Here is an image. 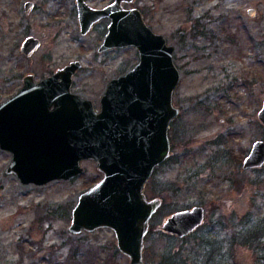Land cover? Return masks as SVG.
<instances>
[{
  "label": "rangeland",
  "instance_id": "obj_1",
  "mask_svg": "<svg viewBox=\"0 0 264 264\" xmlns=\"http://www.w3.org/2000/svg\"><path fill=\"white\" fill-rule=\"evenodd\" d=\"M27 1L0 0V102L22 87L25 75L40 80L79 60L72 90L99 110L110 80L139 61L137 49L101 52L107 21L82 34L76 0H31L29 13ZM88 1L101 7L112 0ZM124 5L138 7L147 24L174 45L181 73L173 93L180 113L170 123L171 153L144 190L148 199H162L145 237L144 260L264 264V231L243 243L247 232L264 229V165L243 168L253 143L264 139L258 116L264 102V0ZM197 30L202 34L194 35ZM28 36L41 41L30 56L21 50ZM11 160L12 153L0 148V264H91L82 261L92 249L102 251L97 264H130L111 228L76 234L69 229L80 194L103 177L95 160H83L84 172L73 179L44 185L23 183L8 172ZM195 205L205 208L200 227L184 237L163 230L174 212Z\"/></svg>",
  "mask_w": 264,
  "mask_h": 264
},
{
  "label": "water",
  "instance_id": "obj_2",
  "mask_svg": "<svg viewBox=\"0 0 264 264\" xmlns=\"http://www.w3.org/2000/svg\"><path fill=\"white\" fill-rule=\"evenodd\" d=\"M132 1L114 0L98 8L77 0L82 34L102 18L111 20L100 51L134 46L139 53L134 67L110 80L101 108L72 90L73 75L82 66L79 60L40 80L27 74L22 87L0 102V148L12 153L7 171L26 184L73 179L84 172L83 160H95L103 177L80 194L70 231L111 228L130 264H156L146 262L143 252L162 199H148L144 185L171 153L169 127L180 113L173 93L181 73L174 61V45L147 24L138 7L122 5ZM34 6L27 1L25 11ZM248 13L255 16L256 9ZM40 45V39L28 36L21 50L30 56ZM258 116L264 124V102ZM263 165L264 139H258L243 168ZM204 218L205 208L195 205L174 212L162 228L184 237Z\"/></svg>",
  "mask_w": 264,
  "mask_h": 264
},
{
  "label": "trees",
  "instance_id": "obj_3",
  "mask_svg": "<svg viewBox=\"0 0 264 264\" xmlns=\"http://www.w3.org/2000/svg\"><path fill=\"white\" fill-rule=\"evenodd\" d=\"M201 34H202V32L199 31V30H197L194 33V35H201ZM262 231H264L263 227L258 228V229H254V230H250L249 232H247L245 234L246 235V237H245L246 239L243 240V243H248V242L253 243V240H255L256 238L263 237L262 236ZM79 250H80V255H81L84 252L82 246H80ZM92 250H93V252L89 251L90 254L88 256H86L85 258H83L82 263L83 262H90L91 264H97L98 261H100V259H101L100 257H101L102 251H100L99 249L98 250L92 249ZM116 252H119L118 249L116 250Z\"/></svg>",
  "mask_w": 264,
  "mask_h": 264
},
{
  "label": "flooded vegetation",
  "instance_id": "obj_4",
  "mask_svg": "<svg viewBox=\"0 0 264 264\" xmlns=\"http://www.w3.org/2000/svg\"><path fill=\"white\" fill-rule=\"evenodd\" d=\"M114 0H112L111 2H109V3H107V4H105L104 6H101V7H98V8H103V7H105V6H107L108 4H110V3H112ZM135 0H133L132 2H134ZM86 2H88L89 3V1L88 0H86ZM131 2V3H132ZM125 3H128V2H123L122 3V5L125 7ZM90 4V3H89ZM90 5H92V4H90ZM93 6V5H92ZM76 7H77V12H78V6H77V0H76ZM94 7H97V6H94ZM132 7H136V6H132ZM126 8H131V7H126ZM142 12V11H141ZM143 14V13H142ZM143 17H144V15H143ZM78 18H79V12H78ZM145 19V18H144ZM102 20H106L107 21V25H106V32H105V35H104V38H105V36H106V34H107V32H108V26H109V23H110V18L109 17H105V18H102V19H100V20H98L97 22H95L93 25H92V27H91V29L92 28H94V26L96 25V24H98L99 22H101ZM80 23V22H79ZM90 29V30H91ZM103 38V39H104ZM134 47V46H133ZM114 48H120V47H112V48H110V49H114ZM110 49H107V50H110ZM107 50H104V51H107ZM102 52V51H101ZM138 52V51H137ZM138 56H139V53H138ZM166 162V161H165ZM163 163H161L160 165H162ZM153 175V174H152ZM152 177V176H151ZM150 177V178H151ZM150 178L147 180V182L145 183V185H144V190H145V187H146V184L148 183V181L150 180ZM145 192V191H144ZM148 198V197H147Z\"/></svg>",
  "mask_w": 264,
  "mask_h": 264
}]
</instances>
